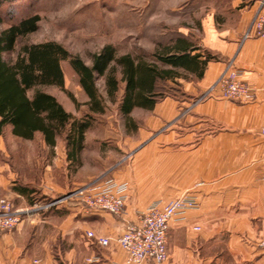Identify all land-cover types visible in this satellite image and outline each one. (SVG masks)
<instances>
[{
  "label": "crops",
  "instance_id": "obj_1",
  "mask_svg": "<svg viewBox=\"0 0 264 264\" xmlns=\"http://www.w3.org/2000/svg\"><path fill=\"white\" fill-rule=\"evenodd\" d=\"M262 1L197 0L198 46L217 59L207 63L201 78L179 71L181 98L157 103L153 111L159 117L147 124L155 130L168 123L170 131L140 134L132 161L114 173L113 180L129 186L124 217L88 211L78 202L47 207L48 199L30 204L19 196L12 211L20 222L1 237L0 264H126L127 254L117 243L125 221H135L156 201L185 194L196 197L198 206L170 223L163 264H264V40L243 39L256 14L264 12ZM230 64L251 89L244 100L210 92ZM61 156L56 177L47 172L42 188L45 194L56 190V199L75 188ZM6 171L1 165V193L10 184ZM88 231L109 237L110 244L93 243Z\"/></svg>",
  "mask_w": 264,
  "mask_h": 264
},
{
  "label": "rangeland",
  "instance_id": "obj_2",
  "mask_svg": "<svg viewBox=\"0 0 264 264\" xmlns=\"http://www.w3.org/2000/svg\"><path fill=\"white\" fill-rule=\"evenodd\" d=\"M196 6L197 0H12L0 5L2 29L35 15L40 17V22L37 31L20 39L15 52L6 58L14 60L24 45L56 42L72 57L80 58L88 66L92 65L94 56L108 45L115 49L117 56L130 54L134 58L154 62V54L178 37L189 33L199 43ZM62 68L64 88L48 87L45 90L55 96L67 112L77 119H85L89 113L86 106L88 98L69 62H63ZM117 76H120L119 69ZM183 78L192 79L187 75ZM162 85L165 95L181 98L180 82L168 81ZM96 86L105 112L91 115L92 127L87 133L89 144L81 154V165H71L68 161L64 164L75 182L71 192L94 189L96 184L113 179L118 169L132 161L139 147L134 143L140 134L150 133L152 137H158L171 129V124L165 123L160 128L150 130L148 122L159 117L153 110L135 109L131 120L124 117L118 109L123 84L120 85L116 102L108 97L104 77L97 78ZM174 129L181 133V128ZM161 139L158 148L163 149ZM119 145L123 147L122 150ZM61 155L66 159L63 138L52 150L44 145L39 135L33 141H24L6 130L0 136V166L7 169L10 184L7 190L0 191V201L5 199L11 205H20L22 199L14 191L15 187L20 186L34 188L37 194H32V197L39 202L56 200V190L45 194L42 188L47 186L44 181L47 172L56 177V162L62 158Z\"/></svg>",
  "mask_w": 264,
  "mask_h": 264
},
{
  "label": "trees",
  "instance_id": "obj_3",
  "mask_svg": "<svg viewBox=\"0 0 264 264\" xmlns=\"http://www.w3.org/2000/svg\"><path fill=\"white\" fill-rule=\"evenodd\" d=\"M10 1L0 0V5ZM39 22L40 17L35 15L2 29L0 17V136L6 130L24 141H33L39 135L44 145L52 150L63 138L66 160L78 167L86 135L92 127L91 115L105 112L96 86L98 77L106 79L107 94L113 102H116L123 84L118 109L131 120L135 109L151 111L167 97L162 91V83L176 82L180 78V70L201 78L207 63L217 59L203 51L190 35L191 38L178 37L156 52L154 62L137 59L130 54L117 56L115 49L108 45L94 56L92 65L88 66L56 42L24 45L14 60H7L6 57L15 52L20 39L37 31ZM63 62H69L88 98L86 106L89 113L85 119H77L67 112L56 97L45 90L48 87L64 88ZM69 96L76 102L73 95ZM14 191L30 204L37 201L32 197V194H37L34 188L20 186Z\"/></svg>",
  "mask_w": 264,
  "mask_h": 264
},
{
  "label": "built area",
  "instance_id": "obj_4",
  "mask_svg": "<svg viewBox=\"0 0 264 264\" xmlns=\"http://www.w3.org/2000/svg\"><path fill=\"white\" fill-rule=\"evenodd\" d=\"M264 4V1H262ZM261 38L264 40V12L256 14L250 28L243 39ZM250 87L239 79V71L231 64L222 74L210 92L217 93L224 99L241 101L248 98ZM264 135V126L261 129ZM264 180V170L262 174ZM129 186L113 179L106 180L98 190L80 189L66 196L53 200L47 207H55L63 202H78L88 211H103L113 216L123 218L127 210ZM197 198L185 194L168 202L156 201L144 211L137 213L135 221H125L124 230L117 239L118 245L127 254L126 264L153 263L163 264L168 258L167 238L170 223L186 212L196 209ZM20 222V216L12 211V205L7 200L0 201V243L4 234L12 233ZM264 226V221H263ZM195 230H199L196 227ZM95 244L107 247L111 239L97 235L93 231L86 233ZM264 245V231L261 242Z\"/></svg>",
  "mask_w": 264,
  "mask_h": 264
}]
</instances>
